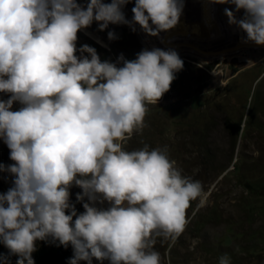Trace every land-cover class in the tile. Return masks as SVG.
Here are the masks:
<instances>
[{"label": "clouds", "instance_id": "obj_1", "mask_svg": "<svg viewBox=\"0 0 264 264\" xmlns=\"http://www.w3.org/2000/svg\"><path fill=\"white\" fill-rule=\"evenodd\" d=\"M128 2L0 0V92L10 94L0 100V138L14 161L0 165L14 177L0 193V243L17 264H34L36 241L49 239L72 246L70 264H161L156 239L178 238L191 202L203 203L201 182L184 176L166 148L126 151L121 144L143 129L147 105L170 90L184 66L178 53L121 54L123 66L101 61L88 44L79 49L88 55H76L77 33L93 21L100 30L138 23L156 36L175 27L183 10V0H135L129 21L122 11ZM213 2L243 9L239 20L224 9L229 24L264 45V0ZM108 38L117 37L109 31ZM14 102L22 107L12 110ZM73 184L82 189L77 200H88L80 214L70 203ZM219 264H230L227 254Z\"/></svg>", "mask_w": 264, "mask_h": 264}, {"label": "rangeland", "instance_id": "obj_2", "mask_svg": "<svg viewBox=\"0 0 264 264\" xmlns=\"http://www.w3.org/2000/svg\"><path fill=\"white\" fill-rule=\"evenodd\" d=\"M77 2L86 6L89 0ZM134 6L135 0H129L122 9L129 21ZM138 25L109 23L100 30L99 22L93 21L87 28L107 47L78 31L76 55H88L79 52L88 44L101 61L123 66L118 61L121 54L133 60L147 49ZM109 31L117 38L109 40ZM179 56L184 66L175 73L170 90L158 104L147 105L143 129L121 141L126 151L145 145L166 148L182 174L199 180L204 189L203 203L198 198L187 210L184 232L175 240L158 237L154 250L160 253L161 264H219L224 254L230 264H264V49L248 50V60ZM9 96L0 92V100ZM20 107L14 102L12 110ZM13 163L10 149L0 138V165ZM13 179L0 170V193L13 186ZM69 191L70 203L77 214L83 213L88 200H77L82 189L73 184ZM95 206L107 209L110 203L98 201ZM92 263L110 261L93 258Z\"/></svg>", "mask_w": 264, "mask_h": 264}, {"label": "bare ground", "instance_id": "obj_3", "mask_svg": "<svg viewBox=\"0 0 264 264\" xmlns=\"http://www.w3.org/2000/svg\"><path fill=\"white\" fill-rule=\"evenodd\" d=\"M225 8L232 10L238 20L243 18V9L236 11L234 4H221L213 0H183L179 22L172 29L152 36L138 25L142 43L148 50L173 49L178 55L187 54L206 61L234 56H238L240 60H248V50H262L264 45L247 40L244 30L236 24H229L224 13ZM79 31L107 47V44L89 28Z\"/></svg>", "mask_w": 264, "mask_h": 264}, {"label": "trees", "instance_id": "obj_4", "mask_svg": "<svg viewBox=\"0 0 264 264\" xmlns=\"http://www.w3.org/2000/svg\"><path fill=\"white\" fill-rule=\"evenodd\" d=\"M34 264H70V259L73 256L72 246L68 247L59 245L58 241H36V251L32 253ZM0 257H6L7 260L0 259V264H17L18 257L9 255V250L0 243ZM27 264V262H25ZM79 264H87V261H80ZM95 264V263H92ZM110 264V263H104Z\"/></svg>", "mask_w": 264, "mask_h": 264}]
</instances>
